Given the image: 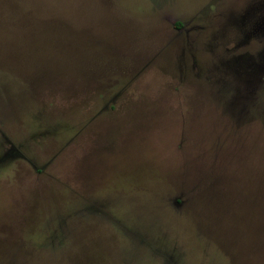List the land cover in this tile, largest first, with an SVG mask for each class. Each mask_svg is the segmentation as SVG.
I'll return each mask as SVG.
<instances>
[{
  "label": "rangeland",
  "instance_id": "1",
  "mask_svg": "<svg viewBox=\"0 0 264 264\" xmlns=\"http://www.w3.org/2000/svg\"><path fill=\"white\" fill-rule=\"evenodd\" d=\"M0 264H264V0H0Z\"/></svg>",
  "mask_w": 264,
  "mask_h": 264
}]
</instances>
